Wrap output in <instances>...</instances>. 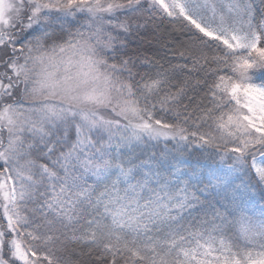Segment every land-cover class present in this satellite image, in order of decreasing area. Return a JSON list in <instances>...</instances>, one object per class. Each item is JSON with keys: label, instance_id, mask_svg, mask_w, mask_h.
<instances>
[{"label": "snow or ice", "instance_id": "1", "mask_svg": "<svg viewBox=\"0 0 264 264\" xmlns=\"http://www.w3.org/2000/svg\"><path fill=\"white\" fill-rule=\"evenodd\" d=\"M0 264H264V0H0Z\"/></svg>", "mask_w": 264, "mask_h": 264}]
</instances>
